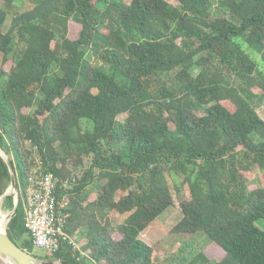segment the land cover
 Returning a JSON list of instances; mask_svg holds the SVG:
<instances>
[{"label":"trees","instance_id":"trees-1","mask_svg":"<svg viewBox=\"0 0 264 264\" xmlns=\"http://www.w3.org/2000/svg\"><path fill=\"white\" fill-rule=\"evenodd\" d=\"M0 54L20 248L34 254L23 209L40 164L70 181L57 199L74 244L38 257L158 264L140 234L173 206L183 263L264 264V0H0Z\"/></svg>","mask_w":264,"mask_h":264},{"label":"built area","instance_id":"built-area-1","mask_svg":"<svg viewBox=\"0 0 264 264\" xmlns=\"http://www.w3.org/2000/svg\"><path fill=\"white\" fill-rule=\"evenodd\" d=\"M70 181L61 179L41 165L34 169L24 200V228L34 248L57 252L63 242L74 244L65 230L64 218L57 199L58 189H67Z\"/></svg>","mask_w":264,"mask_h":264},{"label":"rangeland","instance_id":"rangeland-1","mask_svg":"<svg viewBox=\"0 0 264 264\" xmlns=\"http://www.w3.org/2000/svg\"><path fill=\"white\" fill-rule=\"evenodd\" d=\"M10 20L11 15H9L6 19L4 31L8 29L10 25ZM78 30V26L71 24L70 36L75 37L78 33ZM197 71L198 70L195 67L192 68L193 74H196ZM262 103L263 104L257 110L260 115L264 117V99L262 100ZM36 162H38V160H36ZM253 174L254 179L252 183L254 184H252L251 186H257V184L260 183V171L256 169ZM247 177L250 178L249 174L247 175ZM7 189L9 192H13V189H11L10 186ZM11 210L12 208L9 207L6 204V201L3 199L0 203V215L1 213H5L6 215H8ZM111 214L114 216L115 212H111ZM180 218L181 214L179 213V210H177V208L173 206L169 207L140 234V238L143 241H145L149 245H152L157 250L158 264H185L182 262V257L178 251V236L172 233L173 226L180 220ZM257 224L261 228H264V220H259L258 222H256V225ZM33 252L38 256L44 254V251L40 248H35Z\"/></svg>","mask_w":264,"mask_h":264},{"label":"water","instance_id":"water-1","mask_svg":"<svg viewBox=\"0 0 264 264\" xmlns=\"http://www.w3.org/2000/svg\"><path fill=\"white\" fill-rule=\"evenodd\" d=\"M0 155L6 161L10 171V188H13L14 192H9L8 189L0 196V200H3L5 196L11 195L13 198V207L8 214V220L3 230H0V264H69L61 259L52 260L38 257L32 253H29L20 248L14 241H12L7 234V224L13 214L15 213L19 200L20 193L17 185V175L14 164L10 157L6 154L3 148L0 147Z\"/></svg>","mask_w":264,"mask_h":264},{"label":"bare ground","instance_id":"bare-ground-1","mask_svg":"<svg viewBox=\"0 0 264 264\" xmlns=\"http://www.w3.org/2000/svg\"><path fill=\"white\" fill-rule=\"evenodd\" d=\"M13 189V188H11ZM14 192V190H13ZM2 200H0V203H1ZM7 220H8V215H6L5 213H1L0 215V230H3L4 227H5V224L7 223Z\"/></svg>","mask_w":264,"mask_h":264}]
</instances>
